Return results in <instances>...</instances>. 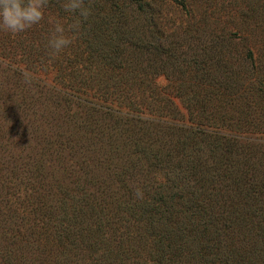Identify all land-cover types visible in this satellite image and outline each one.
Instances as JSON below:
<instances>
[{"label": "trees", "instance_id": "obj_1", "mask_svg": "<svg viewBox=\"0 0 264 264\" xmlns=\"http://www.w3.org/2000/svg\"><path fill=\"white\" fill-rule=\"evenodd\" d=\"M158 1L0 31V264H264V0L241 64L182 52ZM55 20L80 27L53 57Z\"/></svg>", "mask_w": 264, "mask_h": 264}, {"label": "rangeland", "instance_id": "obj_2", "mask_svg": "<svg viewBox=\"0 0 264 264\" xmlns=\"http://www.w3.org/2000/svg\"><path fill=\"white\" fill-rule=\"evenodd\" d=\"M257 1L188 0L185 11L170 7L165 0H159L156 4L161 11L159 22L166 25L170 40L174 36L177 37L182 45V52L193 56L194 53L215 54V51L223 50L240 62L241 56L245 54L243 51L258 42L259 34L245 29L241 31L239 10L244 5ZM189 56L186 57L191 58ZM167 83L165 77H159L158 84L165 86ZM180 106L183 108L182 104ZM182 111L186 113L184 109ZM263 166L257 167L259 172H255L254 183L264 187Z\"/></svg>", "mask_w": 264, "mask_h": 264}, {"label": "clouds", "instance_id": "obj_3", "mask_svg": "<svg viewBox=\"0 0 264 264\" xmlns=\"http://www.w3.org/2000/svg\"><path fill=\"white\" fill-rule=\"evenodd\" d=\"M60 3L66 13H75L83 20L91 14L90 8L84 6V0H60ZM48 4L49 0H0V31L15 36L39 26L45 19ZM79 27L80 20L67 24L60 20L52 21L45 45L49 55L55 57L67 49ZM135 194L137 198L143 197L140 189Z\"/></svg>", "mask_w": 264, "mask_h": 264}]
</instances>
